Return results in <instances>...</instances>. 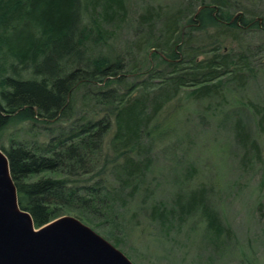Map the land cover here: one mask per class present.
<instances>
[{
  "label": "trees",
  "instance_id": "16d2710c",
  "mask_svg": "<svg viewBox=\"0 0 264 264\" xmlns=\"http://www.w3.org/2000/svg\"><path fill=\"white\" fill-rule=\"evenodd\" d=\"M127 1L0 0V141L17 127L0 150L18 206L35 228L62 213L109 223L141 193L159 224L197 210L204 234L218 238L228 229L202 200L203 189L170 206L153 201L150 146L168 136L154 121L182 90L192 100L223 103L227 86L242 89L255 79L264 69V40L253 45L249 35L264 33V0H180L171 10L145 4L118 42ZM88 105L97 107L91 115ZM248 108L264 133V100ZM25 122L47 131L46 141L20 137ZM232 130L244 155L258 153L242 120ZM43 172L52 176L30 179Z\"/></svg>",
  "mask_w": 264,
  "mask_h": 264
},
{
  "label": "rangeland",
  "instance_id": "374dc122",
  "mask_svg": "<svg viewBox=\"0 0 264 264\" xmlns=\"http://www.w3.org/2000/svg\"><path fill=\"white\" fill-rule=\"evenodd\" d=\"M179 1L128 0V19L121 26L118 42L129 35L131 19L145 4L171 10ZM249 36L253 45L264 40L261 32ZM136 57L139 66L146 64L145 52ZM226 90L223 103L216 99L192 100L182 90L162 107L154 121L155 131L168 136L159 144L151 143L147 180L153 188V201L166 206L176 198L184 201L197 188L203 189L202 200L215 211L227 233L223 230L218 238L205 235V222L197 210L177 223L171 220L159 224L150 217L151 203L141 193L119 207L115 220L109 223L91 216V223H86L72 213L59 216L77 218L133 264H264V133L255 127L248 108L264 100V69L244 88L230 84ZM84 92L79 90L74 96L78 109ZM96 108L88 105L84 111L91 115ZM235 119L242 120L256 139L257 154L244 155L236 144L232 130ZM23 124L18 131L20 137L46 141L47 131L28 122ZM16 128L5 130L0 142L6 146L8 134H15ZM50 175L43 172L30 179Z\"/></svg>",
  "mask_w": 264,
  "mask_h": 264
},
{
  "label": "water",
  "instance_id": "95a60500",
  "mask_svg": "<svg viewBox=\"0 0 264 264\" xmlns=\"http://www.w3.org/2000/svg\"><path fill=\"white\" fill-rule=\"evenodd\" d=\"M0 264L133 263L75 217L59 216L35 228L30 215L18 206L0 150Z\"/></svg>",
  "mask_w": 264,
  "mask_h": 264
}]
</instances>
